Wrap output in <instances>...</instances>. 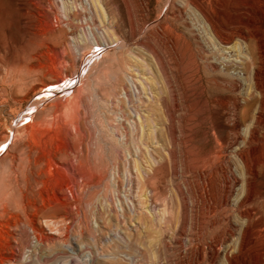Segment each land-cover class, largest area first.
Wrapping results in <instances>:
<instances>
[{
	"label": "rangeland",
	"instance_id": "1",
	"mask_svg": "<svg viewBox=\"0 0 264 264\" xmlns=\"http://www.w3.org/2000/svg\"><path fill=\"white\" fill-rule=\"evenodd\" d=\"M206 2L0 0V264H264V0Z\"/></svg>",
	"mask_w": 264,
	"mask_h": 264
},
{
	"label": "bare ground",
	"instance_id": "2",
	"mask_svg": "<svg viewBox=\"0 0 264 264\" xmlns=\"http://www.w3.org/2000/svg\"><path fill=\"white\" fill-rule=\"evenodd\" d=\"M186 3H188L189 5L191 4L192 6H194V7H197V8H205V7H208L207 6V2H206V0H186ZM259 75V74H258ZM258 79V78H257ZM251 154H252V157H253V159H254V162L252 163H250L249 162V157H248V155L244 152V151H242V150H240V149H238V155H239V157L241 158V160L242 161H244L245 162V164H246V166L248 167V169H249V171H250V173H255V170H256V165H257V159L255 158V154H256V147L255 146H251ZM248 172V171H247ZM247 185H246V195H245V200L246 201H251L252 200V198L254 197V183H253V180H251V179H249L248 181H247V183H246ZM224 201H227L228 200V198L227 197H225V199H223ZM253 202V201H252ZM249 216V215H248ZM254 222V221H253ZM256 222V221H255ZM248 226H249V224H248ZM246 229V228H245ZM251 229H253V228H251ZM260 231V230H259ZM250 229H249V227L247 228V230H246V233H245V236H244V240H243V242L241 243L242 244V246L244 247V246H246L247 244H248V242H250L249 240L251 239V235H250ZM252 232H254V231H252ZM256 236V235H255ZM243 237V236H242ZM243 239V238H242ZM228 264H239L238 263V261L237 260H235V259H228Z\"/></svg>",
	"mask_w": 264,
	"mask_h": 264
}]
</instances>
